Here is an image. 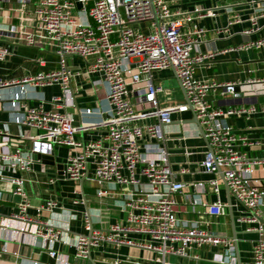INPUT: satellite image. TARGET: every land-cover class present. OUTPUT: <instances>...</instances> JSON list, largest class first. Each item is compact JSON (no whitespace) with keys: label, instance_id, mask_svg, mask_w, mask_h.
Here are the masks:
<instances>
[{"label":"built area","instance_id":"built-area-1","mask_svg":"<svg viewBox=\"0 0 264 264\" xmlns=\"http://www.w3.org/2000/svg\"><path fill=\"white\" fill-rule=\"evenodd\" d=\"M184 1L0 0V39L54 49L60 56L58 70L13 79L0 76V100L11 122L26 129L20 134L0 129V183L11 184V197L18 198L9 213L0 209V240L6 251L13 242L35 245L41 239L73 247L74 260L91 259L94 249L115 245L155 252L154 264H182L173 263L172 258L200 259L205 248H218L215 262L237 264L232 235L214 232L210 220L182 217L191 211L228 216L230 204L220 197L226 182L236 228L240 225L244 233H258L250 240L248 259L241 262L264 264V157L249 156L243 150L261 142L236 132L228 121L232 115L249 117L257 110L254 105L223 109L217 104L218 96H240L242 82L196 76L205 59L226 50L198 51L206 34L201 21L214 9L202 5L185 9ZM5 6L18 15L19 22L2 25ZM255 30L243 32L244 46L264 48V36L250 39ZM10 54L9 47L0 45V64ZM73 56L81 58L85 68L69 64ZM166 70L178 76L204 129L207 149L197 171L215 175L207 182H195L189 204L177 200L186 188L177 176L187 170L173 169L165 126L173 123L175 114L191 109L186 99L161 104L165 88L156 82V74ZM82 75L105 89L95 106L77 103L80 88L74 82ZM252 82L264 83V78L247 80ZM55 84L62 94L50 100L37 90ZM74 110L81 117L79 122ZM98 129L104 133L85 138V133ZM58 146H67L70 152L62 173L48 176L47 184H77L90 178L99 184L100 198L120 188L125 219L100 230L85 213V232L72 241L67 230L49 222L47 216L63 208L59 199L49 195L34 202L26 186L37 183L35 165L43 164L37 156H52ZM208 193L216 194L217 200L204 201L202 196ZM79 194L76 200L83 202V192ZM223 224L216 222L218 231ZM12 251L20 255L18 248ZM48 251L56 264H73L68 254Z\"/></svg>","mask_w":264,"mask_h":264},{"label":"crops","instance_id":"crops-1","mask_svg":"<svg viewBox=\"0 0 264 264\" xmlns=\"http://www.w3.org/2000/svg\"><path fill=\"white\" fill-rule=\"evenodd\" d=\"M197 5L214 9L213 15L206 16L201 21V24L206 28V34L198 46V51L202 53L215 50L226 51L205 59L197 67L196 76L217 81L242 82L238 87L240 96H218L217 104L223 109L251 105L256 107V113L249 117L232 115L228 121L236 132L261 142L256 148L244 146L243 150L247 151L249 156L264 157V83H247V80L252 78H264V48L244 46L247 37L243 35L245 30L256 28L250 34V39L256 40L264 36V0H185L183 2L185 9L191 10ZM3 9L4 11L1 12L2 25L20 21L18 15L8 9V6ZM229 21H233V23ZM0 45L9 47L11 51L8 59L0 64V76L6 79L55 71L60 67V56L54 49L31 47L9 39H0ZM68 61L72 66L85 68V62L77 56L69 57ZM169 72L170 70H166L157 73L156 82L162 85V79ZM173 75L175 76L174 72ZM74 85L80 88V93L76 97L80 107L95 106L98 100L102 101L105 96V89L102 86H94L89 78L85 79L84 75L78 77ZM37 90L42 92L47 100H50L54 95L62 94L59 84ZM172 95L173 90L165 88V93L160 96L161 104L167 106L180 103L174 100ZM5 106L4 102L0 100V129H7L13 134L24 133L26 129L11 122V114L5 109ZM74 114L79 122L80 115L75 110ZM193 119L192 111L178 113L174 115L173 123L165 126L168 135L166 146L170 153L172 167L174 170H179L180 167L187 170L186 173L177 176L178 180L186 184L185 191L177 194V200L183 204L190 203V195L194 191L195 182H207L215 177L213 174L197 171L207 149V139L202 135L198 124L193 122ZM101 133H104L103 129L85 133L84 136L88 140L91 137H98ZM78 137L81 138L82 134H79ZM69 152V147L58 146L52 155L54 159L48 160L53 163H37L35 165L37 172L33 175L37 183H28L26 187L31 197L35 198L34 202H37L38 198H47L49 195L57 196L63 208L54 211L47 217L51 224L67 230L69 239L72 241L77 234L85 232V213L90 214L94 227L100 230H108L114 223L125 219L126 213L121 206L123 198L120 188L116 187L115 190H111L109 196L100 198L97 196V191L93 196L86 194L84 181L77 184L59 182L47 184L48 176L62 173ZM79 184H81V190L78 189ZM72 187L73 190H70L69 188ZM12 188L9 183H0V190L3 192L0 209L4 214L13 210L18 201L17 198L11 197ZM95 188H97L96 184ZM80 192H83V202L76 200L79 199L77 194ZM202 197L204 201L210 203L217 200V195L214 193L204 194ZM220 197L222 201L229 202L225 185L220 191ZM187 206L190 208L189 205ZM182 217L203 222L210 220L212 222L211 229L218 232L216 222L218 220L222 222L223 219L229 218L230 214L228 216H208L191 211L183 213ZM16 243L13 242L9 251H6L4 242L0 240V264H32L35 261L40 264H56L57 261L49 256L48 250H58L68 254L70 262L73 264L75 262L72 259L74 248L59 242L39 239L35 245L24 242L18 246ZM17 248L20 250V255H16L12 251ZM249 248L248 246L241 254L242 260L248 259ZM218 250V248H205L200 259L173 257L172 262L219 264L213 259L214 253ZM155 257V252L144 248L104 245L94 249L91 258L95 264H154L152 260Z\"/></svg>","mask_w":264,"mask_h":264},{"label":"rangeland","instance_id":"rangeland-1","mask_svg":"<svg viewBox=\"0 0 264 264\" xmlns=\"http://www.w3.org/2000/svg\"><path fill=\"white\" fill-rule=\"evenodd\" d=\"M37 50V49H36ZM162 85L164 88H171L173 90V99L176 100L177 102H183L185 100L183 92L181 90L180 84L178 82V79L173 75V72L170 71L163 79H162ZM58 91V90H56ZM96 187H98V183L95 180H92L90 178H86L84 180V189L86 191V194L88 196H93L96 194ZM78 189H82L81 184H79ZM222 228L220 233L229 235L231 236L232 234V224H231V219L225 218L222 220ZM238 226V231L241 233L239 234V240H240V249L241 252L244 253L245 249L249 246L250 247V240L254 239L258 236V233H244L242 232L243 230L241 229L240 225ZM174 259V258H173Z\"/></svg>","mask_w":264,"mask_h":264},{"label":"water","instance_id":"water-1","mask_svg":"<svg viewBox=\"0 0 264 264\" xmlns=\"http://www.w3.org/2000/svg\"><path fill=\"white\" fill-rule=\"evenodd\" d=\"M175 77L178 79V76L176 75V73H175ZM178 82H179V79H178ZM179 84H180V82H179ZM181 90L183 92L184 98L187 100V102H188V104L190 106L191 111L193 112V115H194L193 122H195V123L198 124L202 135L205 137L204 129H203V127H202L199 119L197 118L196 114L194 113L193 106L189 102V99L186 96L185 90L182 87H181ZM37 157L38 158H41L43 160V162H45V163H47V162L53 163L52 161H48V160L49 159H51V160L54 159L53 156H45V155H38ZM222 177H223V175H222ZM225 187H226V190H227V193H228V201H229V204H230L229 213H230L231 224H232V237L235 239V247H236V253H237V264H242V262H241L242 259H241V252H240V244H239V237H238L240 231H238L237 228H236L234 214H233V208L231 206L232 200H231L230 190H229V187L226 184V182H225ZM69 189L70 190H73V187L72 188H69ZM77 196L78 197H81L82 195L81 194H77ZM17 200H18V198H17ZM74 264H95V262L92 260V258L91 259H88V260L75 259Z\"/></svg>","mask_w":264,"mask_h":264}]
</instances>
